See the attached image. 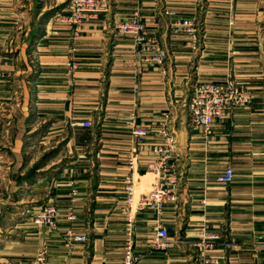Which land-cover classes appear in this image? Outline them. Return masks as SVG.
<instances>
[{
  "label": "crops",
  "instance_id": "1",
  "mask_svg": "<svg viewBox=\"0 0 264 264\" xmlns=\"http://www.w3.org/2000/svg\"><path fill=\"white\" fill-rule=\"evenodd\" d=\"M113 1L110 13L85 23L73 53L71 28L54 19L67 14L70 0H36L35 9L24 0H0V186L17 193L30 187L41 201L29 209L33 217L49 204L66 213L72 188L79 192L76 223L62 220L52 232L31 218L22 221L19 236L0 248V263L27 264L46 249L55 263L121 264L128 159L139 155V189H149L154 176L146 166L163 142V117L170 112L174 158L184 177L180 201L161 223L175 243L167 252H150L146 242L159 220L152 211L142 213L136 225V251L146 255L141 264H198L205 221L224 234L215 255L220 264H264V0ZM136 11L169 53L167 78L157 67L135 64L133 41L113 29ZM178 18L200 25L195 47L189 45L195 38L174 33ZM73 59L79 66L70 76ZM228 78L253 96L251 105L217 119L207 137L193 131L186 105L195 85ZM129 114L148 130L142 144L125 121ZM84 122L93 127L79 126ZM30 136L50 147L66 140L68 156L31 164ZM228 167L234 179L223 186L217 178ZM42 168L53 170L31 178ZM70 227L89 243L68 249L64 231Z\"/></svg>",
  "mask_w": 264,
  "mask_h": 264
},
{
  "label": "built area",
  "instance_id": "2",
  "mask_svg": "<svg viewBox=\"0 0 264 264\" xmlns=\"http://www.w3.org/2000/svg\"><path fill=\"white\" fill-rule=\"evenodd\" d=\"M115 6L113 0H70L67 7V14H58L56 21L69 25L72 31L73 53H77V44L81 37L85 23L90 19H98L100 15L110 13ZM167 15L177 18L176 12H166ZM114 31L120 35L131 38L134 45L133 61L135 64H146L162 70L164 78H167V65L169 53L164 49L161 42L150 34L147 25L142 21L139 11H136L129 19L115 24ZM174 33L187 34L195 38L189 43L192 47L196 45V36L200 25L190 18H178L173 24ZM79 63L73 59L68 63V73L73 76L77 71ZM3 74L0 72V78ZM253 96L233 78H228L223 84L198 83L187 102V115L193 131L208 136L213 129L217 119L224 117L234 109L246 108L251 105ZM164 128L162 129V143L155 147L154 161L147 164L148 173L154 176V181L149 184V189H139L140 185V159L136 153H131L128 159L129 173L122 179L125 202L122 207V214L125 223V246L121 264H141L146 257L136 251L137 222L138 217L147 211H152L159 222L152 230L151 236L147 239V248L151 251L167 252L174 245L169 230L161 223V218L167 208L176 205L180 201L183 174L179 170V158H174L177 146V138L171 132L168 124L172 120V114H164ZM125 121L132 129V136L136 143L142 144L149 135L148 130L137 123V115L125 116ZM79 126L90 129L92 123L84 122ZM175 159V160H174ZM234 179V170L226 168L217 178L219 184L230 185ZM79 192L74 187L71 190L70 202L66 213L61 214L55 205L42 207L33 217V225L46 227L56 232L62 220L70 224L79 220L77 213ZM65 245L72 250L77 244L89 243L87 234L78 233L73 227L64 231ZM224 240V234L212 228L208 221H205L198 231V264H220L215 256L217 245ZM27 264H70L69 261L55 263L50 260L47 250L43 249L37 256Z\"/></svg>",
  "mask_w": 264,
  "mask_h": 264
},
{
  "label": "rangeland",
  "instance_id": "3",
  "mask_svg": "<svg viewBox=\"0 0 264 264\" xmlns=\"http://www.w3.org/2000/svg\"><path fill=\"white\" fill-rule=\"evenodd\" d=\"M26 6H30L33 4V8L35 9L36 0H24ZM38 1V0H37ZM33 10L26 12L25 14L28 16H32ZM56 19V16L54 17ZM56 142V141H55ZM58 143H52L53 147L49 145L38 144L39 139L34 141V137L30 136L28 141L26 142V146L28 148V156L32 161L31 164L39 163L40 166H44L50 159L53 158L55 162L62 160L64 161L68 154L66 153V140L58 141ZM34 147V152H31V147ZM49 149V150H48ZM53 170L44 169L43 168L37 172V169H34L32 172L31 178L37 179L47 176ZM25 189V190H24ZM30 187H23L18 193L14 191V188L9 186L2 185L0 186V248L4 246L10 239H16L19 236L18 226H21L22 221H26L28 219H33V214L29 212L34 205H39L41 203L38 202V197L32 195L29 192ZM19 195V197H18ZM34 201V202H33ZM33 225V221L31 220ZM23 233V232H21ZM1 264V263H0Z\"/></svg>",
  "mask_w": 264,
  "mask_h": 264
}]
</instances>
